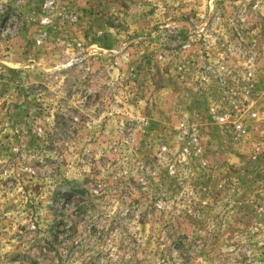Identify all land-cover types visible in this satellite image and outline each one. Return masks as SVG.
I'll use <instances>...</instances> for the list:
<instances>
[{
    "label": "rangeland",
    "instance_id": "rangeland-1",
    "mask_svg": "<svg viewBox=\"0 0 264 264\" xmlns=\"http://www.w3.org/2000/svg\"><path fill=\"white\" fill-rule=\"evenodd\" d=\"M0 264H264V0H0Z\"/></svg>",
    "mask_w": 264,
    "mask_h": 264
},
{
    "label": "built area",
    "instance_id": "built-area-1",
    "mask_svg": "<svg viewBox=\"0 0 264 264\" xmlns=\"http://www.w3.org/2000/svg\"><path fill=\"white\" fill-rule=\"evenodd\" d=\"M221 120L223 119V118H220ZM235 128L237 129V130H239V129H241V125L240 124H236L235 125Z\"/></svg>",
    "mask_w": 264,
    "mask_h": 264
}]
</instances>
